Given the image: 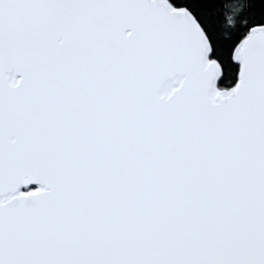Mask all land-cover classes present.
<instances>
[{
  "label": "snow or ice",
  "instance_id": "snow-or-ice-1",
  "mask_svg": "<svg viewBox=\"0 0 264 264\" xmlns=\"http://www.w3.org/2000/svg\"><path fill=\"white\" fill-rule=\"evenodd\" d=\"M0 264H264V0H0Z\"/></svg>",
  "mask_w": 264,
  "mask_h": 264
}]
</instances>
